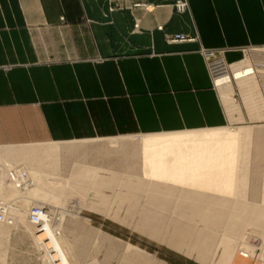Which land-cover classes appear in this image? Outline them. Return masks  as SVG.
<instances>
[{"label":"crops","instance_id":"0c3cea01","mask_svg":"<svg viewBox=\"0 0 264 264\" xmlns=\"http://www.w3.org/2000/svg\"><path fill=\"white\" fill-rule=\"evenodd\" d=\"M143 1L109 9L112 0H0V147L216 130L243 120L233 94L214 87L198 50L222 49L229 65L243 66L236 84H259L252 62L264 56V0H182L184 11L175 9L176 0ZM175 34L193 40L170 41ZM245 90L250 118L264 117L260 92ZM239 136L250 138L249 128ZM224 144L212 156V193L243 171L241 155ZM57 155L54 146L3 149L0 167L18 168L11 161L19 160L32 188L45 183L58 200L70 182L56 176ZM181 169L173 166L170 176L181 177ZM176 192L154 189V207L163 209L161 201ZM187 199L177 198V207L220 206ZM15 225H0V236ZM61 242L77 264L62 235Z\"/></svg>","mask_w":264,"mask_h":264},{"label":"rangeland","instance_id":"374dc122","mask_svg":"<svg viewBox=\"0 0 264 264\" xmlns=\"http://www.w3.org/2000/svg\"><path fill=\"white\" fill-rule=\"evenodd\" d=\"M241 67L232 66V84H216L233 94L243 116L222 129L0 147L56 148V176L70 183L55 203L34 198L29 210L40 206V213L52 212L77 264H264V117L250 118L242 95L250 85L264 105V72L255 79L260 84H236L235 71ZM243 127L249 128L250 138L239 136ZM176 138L181 139L174 142ZM219 143H226L219 147H227L228 153L241 155L238 165L243 171L223 179L231 182L212 193V156ZM11 162L26 178L24 188L31 189L32 178L22 171L29 170L19 160ZM182 164L181 177H171L173 166ZM157 188L177 189L173 200L161 201L163 209L154 207L160 203L152 193ZM180 196L194 205L220 206L183 209L177 207ZM204 213L211 216H198ZM28 220H34L30 213L0 236V264H49L30 236Z\"/></svg>","mask_w":264,"mask_h":264},{"label":"bare ground","instance_id":"6f19581e","mask_svg":"<svg viewBox=\"0 0 264 264\" xmlns=\"http://www.w3.org/2000/svg\"><path fill=\"white\" fill-rule=\"evenodd\" d=\"M178 1L183 2L182 0H178ZM184 2L186 4V1ZM144 7L147 8L146 5ZM252 67L255 69L256 74H260L261 72H264V71H260L258 69L259 67H254L253 65ZM242 71L245 76L253 74L252 71H248V72H245V70ZM234 78L235 76L232 73V66L229 65L227 73L225 75H218L212 78V83L214 87H216V84L233 83ZM11 169L13 168H6V167L2 168V166L0 167V176H1L0 189H1V195H3L0 201L4 204L2 205L4 206L2 207L3 209L0 208V225L10 227L13 225V222L16 224L19 221V219H22V217H28L30 213V220L31 218H34V220H31L32 222H30L29 220L26 222V224L31 228H33L34 230L31 231V229L28 228L30 232V236L33 238V241L37 249L41 250L43 257L47 260V262L49 264H73L66 252L63 243L61 242L60 230L58 231L59 223L55 225V223L53 222V218L51 217L52 212L46 211L40 213L42 211L41 209L42 207L39 208L40 206L32 207L36 209L35 213L30 212L29 210V204L31 203V202L29 203V201H33L32 199L34 198H37L38 200H42V201L44 200L52 204L55 203L57 201L55 197L58 195L56 190L52 191L51 189L53 188L50 187L49 185H46L45 183L43 185L35 184L34 188L26 189L24 188L25 185L23 183L24 177L21 174L22 172L18 171L17 173L16 168H14L13 170ZM22 171L24 172V170ZM9 176L12 177L11 181L8 180ZM25 179L26 178H24V181ZM54 192L57 195L52 196L51 194H54ZM13 197H15V199L16 197L17 199L19 198L24 199V202L23 203L17 202L15 199L14 200L17 203H13L14 201L13 199L12 202H9V200Z\"/></svg>","mask_w":264,"mask_h":264},{"label":"built area","instance_id":"2783aa9c","mask_svg":"<svg viewBox=\"0 0 264 264\" xmlns=\"http://www.w3.org/2000/svg\"><path fill=\"white\" fill-rule=\"evenodd\" d=\"M124 1H129L130 2L129 6L132 8L142 7L144 5L143 0H112V3L110 4L109 9L122 8L123 7L122 3ZM185 6H186V4L184 1L179 2L178 0H176L174 2V7L177 11L184 10ZM136 26H137V24H134V27H136ZM169 40L170 41H192L193 37H188V36H185L182 34H175V35H172V37H170ZM243 48L244 47L239 49L241 55H242V51L245 50ZM248 48L253 49L256 47H248ZM261 48L264 49V47H261ZM198 51L202 55V58L205 62L207 72H208L211 79L218 76V75H225L227 73L228 66H229L230 62L228 63L224 60V58H223V52L224 51L222 49H210V48H202L201 49V48H199ZM259 53H261V57H262V55H264V51H259ZM252 65L254 67H259L264 71V56H263V59H259L258 61H253ZM261 88H262V91L264 93V82H262ZM8 180L11 181L12 177L9 176ZM31 212L35 213L36 209L32 208Z\"/></svg>","mask_w":264,"mask_h":264}]
</instances>
